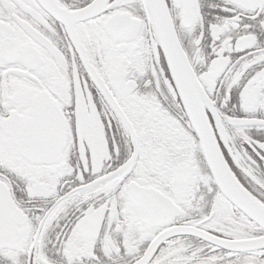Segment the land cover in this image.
<instances>
[{
  "label": "snow or ice",
  "instance_id": "6c2138e0",
  "mask_svg": "<svg viewBox=\"0 0 264 264\" xmlns=\"http://www.w3.org/2000/svg\"><path fill=\"white\" fill-rule=\"evenodd\" d=\"M0 264H264V0H0Z\"/></svg>",
  "mask_w": 264,
  "mask_h": 264
}]
</instances>
